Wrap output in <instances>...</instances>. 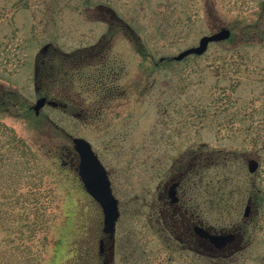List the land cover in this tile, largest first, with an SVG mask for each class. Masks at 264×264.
Instances as JSON below:
<instances>
[{
  "label": "rangeland",
  "instance_id": "obj_1",
  "mask_svg": "<svg viewBox=\"0 0 264 264\" xmlns=\"http://www.w3.org/2000/svg\"><path fill=\"white\" fill-rule=\"evenodd\" d=\"M224 27L230 39L173 59ZM42 96L71 106L36 114ZM75 137L119 199L114 264H259L252 249L224 262L153 239L149 202L168 169L217 150L228 160L189 192L202 216L239 220L247 196L264 197V0H0V264H103Z\"/></svg>",
  "mask_w": 264,
  "mask_h": 264
},
{
  "label": "flooded vegetation",
  "instance_id": "obj_2",
  "mask_svg": "<svg viewBox=\"0 0 264 264\" xmlns=\"http://www.w3.org/2000/svg\"><path fill=\"white\" fill-rule=\"evenodd\" d=\"M118 21L133 29L132 25L124 20L119 18ZM47 45L43 52L52 48V43ZM40 71L41 69L37 67V76ZM68 100L58 101L57 108L68 109L71 106V99ZM106 100V97H102V106L107 102ZM78 116L80 117L81 114ZM217 151L218 157H212L208 152L204 153L203 151H200L199 154L194 153L189 161L179 162L178 174L170 172L168 169L163 179L157 183L156 188L161 191L149 202V227L152 237L153 239L158 237L162 241L168 242L170 248L180 249L183 252L192 251L207 254L215 261L227 262L237 254L252 249L259 253V264H264V234L256 237V234L252 233L254 229H250L251 226L255 227L256 223L261 224L264 228V207H261L264 204L261 202L264 198L263 195L260 194L262 197L247 196L244 212L241 213V208L237 211L236 215L242 216L239 220L232 219L231 221L228 218L215 223H210L202 216L201 203L199 204L194 195H189V192L191 193L197 186L195 176L201 175L204 165L210 162H213L212 165L220 164L224 160H228L229 155L223 154L222 150ZM252 155H247L249 157L248 168L251 173H255L260 162L254 154ZM252 167L253 171H251ZM256 241L260 243L257 246H255ZM117 243V228L113 235L105 233L102 236L103 264H114Z\"/></svg>",
  "mask_w": 264,
  "mask_h": 264
},
{
  "label": "water",
  "instance_id": "obj_3",
  "mask_svg": "<svg viewBox=\"0 0 264 264\" xmlns=\"http://www.w3.org/2000/svg\"><path fill=\"white\" fill-rule=\"evenodd\" d=\"M231 35L229 28H222L220 31L205 35L201 38L198 46L188 48L175 56V59L181 60L192 53L202 54L208 48L212 41H220L228 38ZM47 98L42 97L38 99L34 106L38 114L46 103ZM49 104L58 105L56 101L50 100ZM75 149L80 155L79 174L85 184L87 191L101 204L105 219L104 231L114 234L116 228V221L119 217L118 200L114 197L110 186L107 171L100 161L98 155L92 149L89 141L82 137H75ZM251 169H254L253 167ZM102 244V242H101Z\"/></svg>",
  "mask_w": 264,
  "mask_h": 264
}]
</instances>
